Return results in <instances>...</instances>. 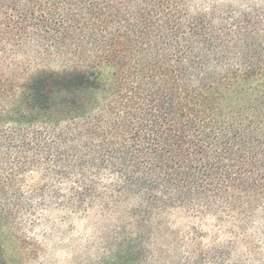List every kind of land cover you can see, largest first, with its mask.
Instances as JSON below:
<instances>
[{
  "label": "trees",
  "instance_id": "16d2710c",
  "mask_svg": "<svg viewBox=\"0 0 264 264\" xmlns=\"http://www.w3.org/2000/svg\"><path fill=\"white\" fill-rule=\"evenodd\" d=\"M95 210V264H264V0H0V224Z\"/></svg>",
  "mask_w": 264,
  "mask_h": 264
},
{
  "label": "rangeland",
  "instance_id": "374dc122",
  "mask_svg": "<svg viewBox=\"0 0 264 264\" xmlns=\"http://www.w3.org/2000/svg\"><path fill=\"white\" fill-rule=\"evenodd\" d=\"M201 8L204 4L223 0H195ZM27 54H22L14 66L6 73L18 77L20 84L27 82L31 73L46 65L47 69H56L58 62L30 61ZM14 68V72H12ZM41 69V68H40ZM57 70V69H56ZM40 182L39 177L29 178L28 184ZM176 227H183L189 220L183 215H174L171 220ZM0 224V264H95L106 253L110 240L109 229L116 224V219L106 217L99 211H91L87 216H69L54 213L49 218L32 227L28 222ZM213 223L201 225L204 231L211 233Z\"/></svg>",
  "mask_w": 264,
  "mask_h": 264
}]
</instances>
